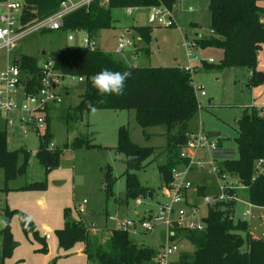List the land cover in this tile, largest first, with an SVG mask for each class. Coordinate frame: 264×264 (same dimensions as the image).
I'll list each match as a JSON object with an SVG mask.
<instances>
[{"label": "trees", "instance_id": "obj_1", "mask_svg": "<svg viewBox=\"0 0 264 264\" xmlns=\"http://www.w3.org/2000/svg\"><path fill=\"white\" fill-rule=\"evenodd\" d=\"M59 2L60 0H25L23 20L44 16L55 10ZM175 2L176 0H107L106 3H100L92 0L87 7L82 6L66 14L62 19L61 29H84L94 35L98 29L112 26L110 9L113 7H141L159 3L173 7ZM208 9L209 29L213 32L196 34L190 42L194 47L221 48L222 57L217 62L204 61L203 67L250 68L252 77H255L251 83H257L258 51L261 43H264V22L261 19L264 8L258 4V0H209ZM134 27L140 38L148 43L152 36L149 26L135 24ZM53 60V65L58 70L82 76L83 91L75 104V109L80 112L91 110L87 107V102L91 101L99 109H134L135 120L142 130L151 125H165L168 151H175L177 154L158 165L162 180L168 182L171 179V166L180 162L178 153L186 141L189 121L199 109L191 72L179 66L133 65L111 51L98 47L91 50L77 43L63 45ZM14 62L26 74V89L36 90L42 75L36 56L20 53L18 61ZM105 68L132 72V77L125 84L123 95L101 96L92 85L90 78ZM101 100L102 103L99 102ZM48 123L49 117L44 131L38 133L39 144L35 150V156L44 168V176L39 180L26 182L22 188L44 189L47 186L46 174L58 164L59 156L65 148L101 147L99 143L78 136L68 146L64 143L61 147L50 148L48 144L52 133ZM234 140L237 156L217 159V167L220 173L236 175L240 185L247 187L250 203L264 206V174L257 172L254 167L255 160L264 157V114L253 107H244L237 119ZM115 149L123 154L122 161L125 164V193L122 198L116 197L117 200L127 202L140 195L147 197L150 187L141 183L136 170L144 166V161L154 153L156 147L134 141L128 127L121 124L117 127ZM20 154L22 158L19 160ZM29 157L30 151L24 146L10 149L7 145L6 129H0V167L3 169L5 183L26 172ZM101 168L104 188L107 195H110L116 176L111 164L106 163ZM6 188L5 184L1 189ZM233 205L234 199H222L207 204L206 222L202 228L177 226L174 222L171 238L180 233L192 243L193 250L175 261H169L168 264H264V238L253 236L245 219L233 220ZM1 210L0 264L11 255L18 243L13 238L10 225L14 214L17 215L22 231L25 234L32 233L41 242L37 249L46 251L44 239L38 235L33 220L25 211L7 204ZM69 210L64 208L63 225L55 230L58 243L63 248H69L75 242L83 241L88 264H159L157 249L137 243L128 230L113 228L108 233L93 230L82 219L67 217ZM172 240L176 241L175 238Z\"/></svg>", "mask_w": 264, "mask_h": 264}, {"label": "rangeland", "instance_id": "obj_2", "mask_svg": "<svg viewBox=\"0 0 264 264\" xmlns=\"http://www.w3.org/2000/svg\"><path fill=\"white\" fill-rule=\"evenodd\" d=\"M208 2L209 0L176 1L174 4L175 24L171 26L160 25L154 19L148 20L146 15L148 8L145 6L135 7L131 14L126 13L125 7H113L110 9L113 28H102L98 35V42L103 46L113 48L117 38L112 35V32L124 30L126 27L135 31V33L133 31L134 35L129 34V39L132 40L134 37L136 40L139 34L133 24L146 23L145 25H148L151 31V39L148 43L144 41L146 51H139L138 58L133 61L140 65L186 66L185 42L191 40L198 33H209L210 13ZM261 19L264 22V13L261 15ZM69 31L72 30L59 28L28 32L19 40L12 51L7 53L4 49L0 50V69L4 68L9 61L11 62L14 53L34 55L38 63L42 64L46 59L54 57L62 45L74 44L79 41L82 32L72 31L75 38L68 39ZM133 46L134 48L138 46L137 40L133 43ZM133 46H125L123 52L128 53ZM191 47L193 48L191 50L192 55H199L200 49H195L196 47L193 45ZM263 52L264 50L260 47L257 65L260 57L264 59ZM211 55L217 62L218 58L215 51ZM249 69L240 66L225 67L223 69H205L201 67L199 73L198 71L194 73L196 81H200L203 85L206 95L198 96L201 106L189 121L190 126L188 125L186 130L187 132L195 130L193 126L199 125V122L202 121V126L207 132L219 131L220 146L213 151L216 164L217 159L223 156H237L234 136L237 134V119L243 108L250 106L257 109L259 113L264 114V106L248 104L256 101H259V103L264 102V82L261 84H258V82L251 83L255 77H252ZM63 82L69 87L70 93L65 94L63 92L62 102L49 113V124L53 135L48 146L50 148L61 147L64 143H67L68 146L78 136L106 146L101 148L78 146L72 148L73 150L65 148L59 156L58 164L51 169L53 170L51 174H46L47 181L50 183L49 194H51V197L57 196L58 200L63 202V206L70 205L76 214L74 203L80 202L85 197L87 199V211L80 214L87 220L92 219L98 227L105 222L104 212L107 215L116 214L121 217L126 215L136 218L144 216L146 213L151 214L150 212L155 210L158 204H170L169 197L163 195L161 191L165 182L162 180L163 177L158 165L167 162L170 157L177 154L175 151L168 152L165 125H151L142 130V127L134 119L133 109H120L114 113L110 109L96 108L95 112L91 110L80 112L75 109V104L83 91V82L78 81L77 77L70 79L67 76L64 77ZM207 96H211L212 100L207 102ZM245 104L247 105L245 106ZM120 124H125L128 127L130 136L134 141L142 145H154L156 147L154 153L144 161V166L136 170L139 180L142 184L150 187L152 195L147 197L146 195H140L142 198L141 204H136L134 198H130L127 201V207L117 200V198L124 197L125 193L123 154L115 149L117 126ZM39 138V134L32 129L23 132L18 125L8 126V147L14 149L24 146L30 151L26 172L17 177L20 180L30 181L41 179L44 176V168L35 156ZM199 155L208 160L211 152L205 150L199 152ZM106 163L112 165L116 176L110 195H107L105 191L101 168ZM197 170H191L188 175L191 186L185 191V200L172 204L173 216L179 209L183 210L186 217L192 213V210H195L191 219L200 220L206 213L204 195L217 194L219 192L218 183L225 181L238 182L234 174L227 173L225 177L220 178L219 175L216 177L204 169L202 172L208 173L213 179L214 184L211 185L213 190H211L208 187L209 184L207 185L205 182V177L201 179L202 183L199 182ZM237 197L234 204V220L243 218V209L249 207L250 213L245 218L250 222L253 232L264 238V209H258L248 202L245 187L239 189ZM67 202L70 203L67 204ZM57 210L60 214L63 207L62 209L58 207ZM135 210H139V213H136ZM67 217L70 218L71 216L67 214ZM43 221L50 223V220L45 218H43ZM128 232L137 243L153 246L157 251L167 241L175 238L178 246L175 251L167 256L168 262L177 260L183 254H190L193 250L192 243L187 238L182 237L180 233H176L172 238L171 236L167 238L166 225L163 222H156L150 231L141 229L140 232H135L128 229Z\"/></svg>", "mask_w": 264, "mask_h": 264}, {"label": "built area", "instance_id": "obj_3", "mask_svg": "<svg viewBox=\"0 0 264 264\" xmlns=\"http://www.w3.org/2000/svg\"><path fill=\"white\" fill-rule=\"evenodd\" d=\"M92 0H60L58 7L52 12L41 16L33 17L30 20H23L25 0H0V50L4 49L7 53L12 51L28 32L33 30L59 29L62 25L63 17L76 8L87 7ZM107 0H98L100 3H106ZM179 1V0H176ZM136 6H126V13L131 14ZM153 19L160 25L171 26L175 24V14L173 7L163 3L149 6ZM209 32H213L209 29ZM68 39H74L73 34L68 35ZM130 39H120L118 49L124 44H129ZM77 44L88 49L97 48L95 38L88 31L80 36ZM186 53L192 55V43L185 42ZM19 55L20 53H16ZM53 57L46 59L41 65L40 85L36 90H27L25 86L26 74L20 69L15 62H9L4 68L0 69V120L4 126L11 125L16 119L23 127L24 131L32 129L41 134L47 125L49 108L53 104H58L63 100V92L66 93L67 86L63 82L65 76L70 79L77 77L81 81L82 76L67 74L58 70L53 65ZM184 69L191 71L192 64H187ZM193 82V81H192ZM196 95H204L205 89L200 83H193ZM199 102V101H198ZM199 104V103H198ZM199 104V108H200ZM184 144L181 145L178 157L179 163L171 166V179L166 182L161 191L162 194L169 197L170 204H158L151 214H145L136 218L117 216L108 214L107 218L115 223V226L124 230H135L136 227L144 231H150L156 222H163L166 225V237L173 234L172 226L176 222L177 226L188 228H202L204 221L191 219L192 213L186 217L183 210L179 209L173 216L172 204L185 199V191L190 188L191 181L188 175L191 170L206 169L212 175L220 178L226 176V172L220 173L217 164L214 162L213 151L217 149L218 144L215 137L211 136L202 126V122L187 133ZM207 150L211 152L208 160L199 155V152ZM255 170L264 174V157H258L254 163ZM238 182L225 181L218 183L219 192L217 194L204 195L205 204H212L222 199H235L236 187ZM229 189L232 191L230 192ZM140 202L139 197L136 198ZM84 198L78 204L77 210L84 211ZM244 213H248L245 210ZM49 234H46V237ZM177 249L175 240L167 241L158 250L159 264H168L167 256Z\"/></svg>", "mask_w": 264, "mask_h": 264}, {"label": "crops", "instance_id": "obj_4", "mask_svg": "<svg viewBox=\"0 0 264 264\" xmlns=\"http://www.w3.org/2000/svg\"><path fill=\"white\" fill-rule=\"evenodd\" d=\"M258 4L262 7H264V0H258ZM141 7H143V6H141ZM145 7L148 8V11L146 13L147 19L152 20L153 16H152V12H151L150 7L149 6H145ZM173 10H174V5H173ZM138 23L139 24H146V23H140V22H138ZM138 23H136V24H138ZM133 25H135V23ZM108 28H113V24L111 27H108ZM101 29L102 28L98 29L96 31V33L94 35H92L96 40V45L98 48H101V49L106 50V51H111L115 56L122 58L123 60L127 61L128 63H131L133 65H140V64L136 63V61L135 62L133 61L134 59L138 58L139 51L146 49V48L144 49V47H145L144 40L141 39L140 36H138L136 38L137 43H138V46H136L137 48L136 47L134 48V46H133V43L136 41L133 37L132 40L130 39L131 42L129 44H124L120 50L118 49V43L117 42L120 39H123V40L129 39L130 38L129 34L134 35L135 31L133 29L130 30L131 28L129 29L126 27V28H124V30L113 31L112 35L116 36V38H117V41H116L115 46L113 48L103 46L102 44H100L98 42V35H99ZM72 31H74V32L80 31V32H82L81 35H83L84 32H86V30H84V29H76V30H72ZM72 31H69V34H73ZM133 31H134V33H133ZM198 34H200V33H198ZM68 35H67V38H68ZM74 38H75V35H74ZM125 46H133V48H131V50H129V52L125 54L123 52V48ZM261 47H262V50H264V43H262ZM195 49H200V53H198L199 55H197V54L190 55V56L187 55V63L186 64H192V69H190L191 70L190 72L192 75L193 83H200V81H196V79L194 77V75H195L194 73L197 71L199 73V71H200L199 69L201 67H203L202 63L204 61L215 62V58L213 57V55H211L213 51H215V53L217 54V58L219 61L222 57V49L218 48V47H212V46L196 47ZM16 55L17 54L14 53L11 62H14L13 59H14V56H16ZM141 66H143V65H141ZM145 66H155V65H145ZM179 67L184 68L185 66L179 65ZM193 68H194V71H193ZM256 68H257V71H263L264 72V59L263 58L260 57L259 63H258ZM249 70L251 71V69H249ZM251 73H252V71H251ZM250 76H251V74H250ZM263 82L264 81H262V82L258 81V84H261ZM69 93H70L69 87H67L65 94H69ZM205 95H206V93L204 94V96ZM196 96H197L198 101H199V97H198L199 94ZM211 100H212V97L207 96V102H209ZM60 103H58V104H60ZM58 104L51 105V107L49 108V113L52 109H54L56 106H58ZM248 104H255L258 106H264V102L259 103V101H256L254 103H248ZM246 105L247 104H245V106ZM110 110H112V112L116 113L117 110H120V109H117V110L110 109ZM133 111H134L133 115H134V119H135V110L133 109ZM48 117H49V123H50V114L48 115ZM0 122H1L0 129L5 128L6 132H7L9 125L6 124V126H4L3 121L0 120ZM11 125H18L23 130V127L19 124V122L16 119H14V122ZM189 126H190V124H189ZM196 126L197 125H194L193 127L195 128ZM49 129L51 131L50 124H49ZM28 130L29 129H27V131ZM23 132H24V130H23ZM208 133L211 136L215 137L217 142H219L218 141L220 138L219 131H217V132L211 131ZM220 142H221V140H220ZM220 142H219V146H220ZM104 146H106V145H103V144L101 145V147H104ZM219 146H218V148H219ZM101 147H96V148H101ZM67 149L73 150L72 148H69V147ZM86 149H88V148H86ZM203 155H205V154L203 153ZM18 158L20 160L22 158V154H20ZM52 171L53 170H50L48 172L49 175L51 174ZM197 171L199 173V176H198L199 182L202 183L201 179H203V177H205L206 184L207 185L209 184L210 186L208 185V187L211 190H213L212 189L213 186H211V185L214 184V182H213L211 175H209L208 173L202 172L203 170H197ZM19 175H21V174H18L15 177L7 180L5 183L4 175H3V169L0 167V228L2 226V210H1V207L4 204H7L9 207L19 208V209L25 211L31 217V219L34 222L35 229L37 230L38 235L41 237V239L42 238L44 239L46 246H47V249L45 252L39 251V250L37 251V248L41 246V242L39 240H37L36 238H34L32 233L25 234L22 231L20 224H19V221H18V218H17V215L14 214V215H12V217L10 219V225H11L13 238L18 243L14 247L11 255L4 258L3 264H49V263H51V264H88L86 254L83 251L84 250V242L83 241H77L69 248H63L58 243V239H57L55 230L63 225V221H64L63 216L64 215H63L62 211L64 210L65 207L70 209L69 215L71 216V218L82 219L86 223V225L91 226L93 228V230H100V231H105L108 233L113 228L118 229L115 226V223L112 220H109L107 218L108 215L106 214V212H104L105 213V215H104L105 222L100 227L96 226L92 219L87 220L86 218H84L83 215H81L80 213L87 211V208H86L87 199H86V202L84 203V206H85L84 211H81V212L78 211L77 206L79 203L82 202V200L85 197L80 202L74 203L75 204L74 206H75V209L77 212V214H76L72 210L70 205L63 206V202H60L58 200L59 198L57 196H55L54 198L51 197V194H49L50 193L49 192L50 191L49 181H47V186L44 189L36 190V189H32V188H22L21 186L24 185L26 182H29V181L18 179L17 177ZM46 177H47V175H46ZM35 180H39V179H35ZM30 181H32V180H30ZM5 184H6L7 188L2 190L1 188L4 187ZM163 185H162V187H163ZM243 187H245L247 189V187L243 186V185H239L238 187H236L237 189L235 190L236 197L234 199V204L236 203V200H237L236 198H238L237 196L239 195V189H241ZM151 195H152V192L149 191L147 196H151ZM138 197L141 199V201L137 202L136 201L137 197H136V198H134V202L136 204H141L142 198L140 196H138ZM247 198H248V189H247ZM248 202H249V199H248ZM69 203L70 202H67V204H69ZM120 204L125 205L126 207L128 206L127 202H120ZM250 204L252 206H255L258 209H264V206L255 205L252 203H250ZM58 207L61 209L63 207V210H61L60 214L58 213V210H57ZM245 210H248V213H244ZM135 212L139 213V210H135ZM233 212H234V205H233L232 210H231L232 218H233ZM249 213H250V208L245 207L242 211L243 218H241V219H245L248 222L249 227H250V232L253 236L261 237L259 235H256L253 232V229L251 227L250 222L247 220V218H245V216H247V214H249ZM125 217H128V216L125 215ZM203 217H205V215ZM43 218L50 220V223H48V222L46 223L45 221H43ZM131 218H133V217H131ZM202 218H201V220H202ZM233 220H234V218H233ZM108 221H111V222H108ZM108 223H109V225H108ZM139 230L141 231V228L136 227V229L134 231L140 232ZM46 234H49V236L46 237ZM34 251H37V252H34Z\"/></svg>", "mask_w": 264, "mask_h": 264}, {"label": "clouds", "instance_id": "obj_5", "mask_svg": "<svg viewBox=\"0 0 264 264\" xmlns=\"http://www.w3.org/2000/svg\"><path fill=\"white\" fill-rule=\"evenodd\" d=\"M131 77V71H111L105 68L92 76L90 79L92 85L97 89L101 96H120L124 94L125 84ZM99 102L102 103L103 101L101 100ZM87 107H89L93 112L97 110L96 106L91 101L87 102Z\"/></svg>", "mask_w": 264, "mask_h": 264}, {"label": "water", "instance_id": "obj_6", "mask_svg": "<svg viewBox=\"0 0 264 264\" xmlns=\"http://www.w3.org/2000/svg\"><path fill=\"white\" fill-rule=\"evenodd\" d=\"M18 59H19V56L16 55V56H14V59H13V60H14V61H18ZM256 78H257V80H258L259 82L264 81V72H263V71H257V72H256ZM202 220H203L204 222H206V218H205V217H203Z\"/></svg>", "mask_w": 264, "mask_h": 264}]
</instances>
